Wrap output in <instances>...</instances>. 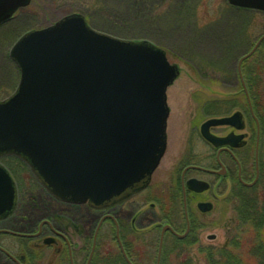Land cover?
I'll use <instances>...</instances> for the list:
<instances>
[{
  "label": "water",
  "instance_id": "1",
  "mask_svg": "<svg viewBox=\"0 0 264 264\" xmlns=\"http://www.w3.org/2000/svg\"><path fill=\"white\" fill-rule=\"evenodd\" d=\"M31 2L0 0V26ZM229 2L264 11V0ZM10 56L21 79L0 101V158L22 159L59 200L96 208L149 184L167 147V90L181 74L165 50L98 32L74 13L23 35ZM236 117L210 119L203 135L216 146L229 144L230 137H216L210 127L234 125ZM189 185L208 188L197 179ZM16 202L15 181L0 164V219Z\"/></svg>",
  "mask_w": 264,
  "mask_h": 264
},
{
  "label": "rangeland",
  "instance_id": "2",
  "mask_svg": "<svg viewBox=\"0 0 264 264\" xmlns=\"http://www.w3.org/2000/svg\"><path fill=\"white\" fill-rule=\"evenodd\" d=\"M73 13L85 15L91 26L107 34L154 43L166 51L172 64L181 68L180 77L168 89L171 108L169 145L154 182L160 184L166 178L169 181L175 162H181L185 156L191 160L196 154L200 159L212 155L213 150L200 134L193 131L192 123L199 117L195 123L200 125L205 119L231 109L230 106L219 109L213 102L229 97L226 81L237 73L239 58L264 35V12L236 8L227 0H55L53 3L32 0L16 19L0 28V100L9 97L19 82V69L9 56L10 48L18 38L27 31L48 27ZM250 62L264 79V48ZM218 85L221 88H217ZM209 163L211 159L203 162L205 165ZM24 172L26 177L21 174L15 176L20 191L26 194L24 205H21L25 219L18 220L19 216H15L9 221V227L16 229H31L41 217L55 214L58 210L29 173ZM191 176L212 180L196 172L188 177ZM147 194L138 197L142 205L147 202ZM225 203L229 206L228 202ZM145 206L144 210H147L149 204ZM233 219L234 211L227 207L210 216V226L203 231L200 241L191 251L195 262L205 264L203 247H219L233 240ZM74 227L72 229L82 228L81 225ZM95 227L93 225L94 232ZM102 232L98 244H103L109 251H117L119 234H116L119 231L116 233L115 226L107 223ZM145 240L140 243L145 246L144 255L147 254V260H155L158 239L146 237ZM152 243H155L153 248L150 246ZM172 264H181V261L172 256Z\"/></svg>",
  "mask_w": 264,
  "mask_h": 264
},
{
  "label": "flooded vegetation",
  "instance_id": "3",
  "mask_svg": "<svg viewBox=\"0 0 264 264\" xmlns=\"http://www.w3.org/2000/svg\"><path fill=\"white\" fill-rule=\"evenodd\" d=\"M250 50L239 58L235 76L226 81L229 97L213 102L219 109L222 106H230L231 109L205 119L200 125L195 123L199 117L192 123L193 131L200 134L213 150L212 155L200 159L196 154L191 160L185 156L181 162H175L169 181L166 178L156 184L154 176L160 163L144 191L106 209H95L89 204L64 203L37 184L58 210L55 214L41 217L31 229L9 227V221L15 216H19L18 220L25 219L22 206L26 194L19 190L14 214L0 220V264H167L166 257L172 259L173 256H167L169 253L183 250L184 257H187L189 246H180V242L198 243L203 231L211 224L210 216L226 207L234 211V227L231 229L234 237L237 204L241 200H250L255 193H264V107H258L259 100L264 106V79L262 74L258 77L260 73L251 67V62L249 64L252 56L241 62ZM252 74L257 76L255 83ZM219 86L217 88H221ZM234 115H237L234 125L210 128L212 135L230 137L228 145L217 147L204 138L202 126L206 121ZM169 128L168 123V131ZM2 159L16 167L17 172L22 170L21 175L26 177L24 166L17 158L9 156ZM210 159L211 163L203 164ZM192 172L212 180L188 177ZM192 179L208 182V189L202 192L191 189L189 181ZM146 192L147 202L142 205L138 197ZM226 192L228 196L225 198ZM147 203L148 209L144 210ZM107 223L115 226L116 233L119 231L118 247L114 252L98 244L103 236L102 227ZM76 225L82 228L72 229ZM93 225H96L95 232ZM146 237L158 239L155 260H147V254L144 255L146 250L140 243L141 240L145 242ZM150 246L153 248L155 243Z\"/></svg>",
  "mask_w": 264,
  "mask_h": 264
},
{
  "label": "trees",
  "instance_id": "4",
  "mask_svg": "<svg viewBox=\"0 0 264 264\" xmlns=\"http://www.w3.org/2000/svg\"><path fill=\"white\" fill-rule=\"evenodd\" d=\"M47 1L53 3L55 0ZM75 1L80 2L81 0ZM133 12L136 14V11ZM106 32H109V30H106ZM115 36L127 38L124 35ZM260 75L258 74L257 76L260 77ZM257 76L251 75L254 83L257 80ZM258 107L259 109L264 107L260 100ZM7 166L12 174L15 175L13 166ZM22 172L21 170L20 174ZM237 205V210L235 211L237 225L233 240L219 249L205 248L202 250L205 256V264H264V193H255L250 200H241ZM183 243L180 242L179 245L189 246L187 257H184L183 250L174 252L175 254L169 253L167 256H175L176 259L181 261V264H198L191 256V246L195 242L188 241ZM166 260L167 264H172L171 258L166 257Z\"/></svg>",
  "mask_w": 264,
  "mask_h": 264
}]
</instances>
